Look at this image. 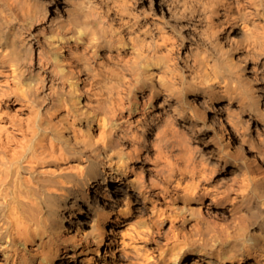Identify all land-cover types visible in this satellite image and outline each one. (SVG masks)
Masks as SVG:
<instances>
[{
  "label": "clouds",
  "instance_id": "obj_1",
  "mask_svg": "<svg viewBox=\"0 0 264 264\" xmlns=\"http://www.w3.org/2000/svg\"><path fill=\"white\" fill-rule=\"evenodd\" d=\"M110 236L264 264V0H0V264Z\"/></svg>",
  "mask_w": 264,
  "mask_h": 264
},
{
  "label": "bare ground",
  "instance_id": "obj_2",
  "mask_svg": "<svg viewBox=\"0 0 264 264\" xmlns=\"http://www.w3.org/2000/svg\"><path fill=\"white\" fill-rule=\"evenodd\" d=\"M110 187L115 188L116 185L113 184L110 185ZM81 219H83V217ZM110 227L115 231V226H110ZM69 228H71V226H69ZM126 235H130V234L126 233ZM61 240L66 244H70L73 242L83 243L82 236L78 234L76 230H71L63 233V235L61 236ZM119 243L121 244L124 242L120 240ZM103 247L105 248L104 255L107 254V252L109 251L112 252V250L116 248L115 238L113 236H110L107 239V241H103ZM101 248L102 247L99 246L89 247L87 244H84V246L79 247L77 252L70 253V255L78 257L76 264H113V261L111 263H107L105 261L104 256L100 253ZM56 251L57 252L66 251V249L57 248ZM190 259L191 257H189V260ZM98 260H100V262H98ZM58 264H67V262L62 260L58 262Z\"/></svg>",
  "mask_w": 264,
  "mask_h": 264
},
{
  "label": "rangeland",
  "instance_id": "obj_3",
  "mask_svg": "<svg viewBox=\"0 0 264 264\" xmlns=\"http://www.w3.org/2000/svg\"><path fill=\"white\" fill-rule=\"evenodd\" d=\"M115 231H119V229H117L116 227H115ZM114 238H115V246H116V248H114L113 250H112V252H107V254H105L104 255V251H105V248L104 247H102L101 248V254L104 256V258H105V261L107 262V263H111L113 260H112V254L113 253H115L116 251H117V248L119 247V245H120V239H119V237L117 236H113ZM102 259V258H101ZM107 259V260H106ZM98 262H100V260H98Z\"/></svg>",
  "mask_w": 264,
  "mask_h": 264
}]
</instances>
